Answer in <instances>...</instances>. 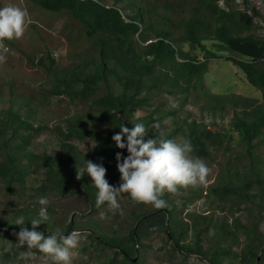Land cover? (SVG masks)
<instances>
[{"label":"trees","instance_id":"16d2710c","mask_svg":"<svg viewBox=\"0 0 264 264\" xmlns=\"http://www.w3.org/2000/svg\"><path fill=\"white\" fill-rule=\"evenodd\" d=\"M23 1L30 3L33 18L25 34L32 33L38 40L32 55L27 54L28 59L51 77L52 86L46 91L87 102L88 108L67 118L64 129L60 124L54 128L62 138L58 157L49 153L36 154L29 150L34 133L49 127L46 124L35 126L32 120L37 117L31 104L36 99L34 94L29 98L15 99L11 84L12 103L7 108H0V178L10 187L15 183L23 185L31 172L41 166L45 171L41 184L44 192L69 195L82 189L92 211L98 212L105 204L99 208L95 206L97 189L92 178L85 172L81 179H77V171L83 172L86 160H90L105 167L109 184L119 187L121 179L116 154L121 153L122 162L123 154L128 152L126 148L116 147L113 135L121 131L123 124L131 129L142 122L148 128L145 141L155 137L150 134L155 114H148L135 122L132 119L135 109L147 104L150 93L158 86L163 88V84H182L187 90L193 85H202L209 60L223 57L209 48L206 41H214L229 51L227 59L253 86L264 92V36L254 31L255 20L250 12L227 8L220 0H115L113 4L103 0ZM34 7L68 17L63 34L70 40L71 48L80 45L77 40L81 45L88 43L80 61L66 66L55 59L51 48H55L58 42L49 31L44 35L47 29L37 19L48 25L47 18L33 13ZM123 9H128L129 13L125 15ZM186 45L192 50L186 49ZM2 94L0 92V99ZM234 103L243 107L235 113L233 125L242 136V143L250 156L249 163L243 171L229 167L209 191L222 202L231 201L237 207L248 204L252 214H256L253 220L243 222L234 218L231 224L228 220L220 222L214 248L204 246V231L196 228L195 244L191 246L183 242L184 232L190 225L179 230L175 207L167 202L165 208L152 206L138 213L125 234H111L91 219L86 229L96 236L94 239L103 246L113 247L114 253L122 256L124 264H138L137 247L144 244L146 229L157 227L166 231L181 248L193 249L209 257L213 264H221L222 258L230 254L239 257L241 264H264V231L261 229L264 173L255 153V139L264 128V102L256 103L254 99L235 96ZM182 137L191 141V155L207 158L223 141L219 132L195 120L187 121L186 127L177 126L165 139L179 141ZM75 140H93L95 144L82 151ZM124 140L126 142V137ZM20 216L5 217L7 220L0 218V225L8 230L32 228L30 220L36 217L23 216L24 224L17 225L15 221ZM52 223L50 218L38 227L51 234L56 231L48 232L55 227ZM67 226V231H71L74 222L69 221ZM240 230L246 235L240 250L220 246V240L233 237Z\"/></svg>","mask_w":264,"mask_h":264},{"label":"rangeland","instance_id":"374dc122","mask_svg":"<svg viewBox=\"0 0 264 264\" xmlns=\"http://www.w3.org/2000/svg\"><path fill=\"white\" fill-rule=\"evenodd\" d=\"M103 1L108 4L115 3V0ZM220 3L227 8L236 7L250 12L255 20L254 31L264 36V0H220ZM9 4L25 8L30 21L33 20L31 5L28 1L0 0V7ZM33 10V13L47 18L48 25L39 18L37 19L38 23L47 29L43 32L44 35L51 33L58 42L55 48H51L55 59L66 66L80 61L82 52L86 50L88 43L81 45V41L77 40L76 42L80 45L71 48L70 40L63 34L69 20L68 17L56 12H45L38 7H34ZM123 13L127 15L129 10L123 9ZM14 40L15 43H13ZM14 40L4 41L8 51L6 61L0 63V92L3 93L0 108H7L12 103L11 84L14 86L13 97L15 99L29 98L31 94H34L36 99L32 100L31 104L37 111V117L32 120L35 126L46 124L49 129L34 133L29 150L40 155L49 153L58 157L62 149V138L54 128L60 124L64 129L67 126L66 119L86 111L88 103L81 100L74 101L67 94L48 93L47 88L52 86L51 77L43 73L41 67L31 64L27 55H32L38 40L29 32L24 33L22 38ZM206 45L223 57L209 60L202 85L198 87L193 85L188 90L183 89L182 86L185 85L182 84V86L163 84V88L158 86L150 93L148 103L135 109L132 119L139 122L141 117L151 113L155 114L154 123L159 127H154L153 123L150 134L155 136L151 139L158 141L165 139L177 126L186 127L187 121L194 120L220 133L222 144L212 149L210 158L190 154L193 158L202 159L211 169L206 183L195 188H182L175 195L167 192L163 195L165 201L175 207L178 229L182 230L190 225L184 232L183 242L194 246L196 228H198L204 231L202 235L204 246L214 248L220 222L228 220L231 224L234 218L248 222L256 215L249 210L248 204L237 207L231 201H220L209 191V187L215 184L223 174H226L229 167L232 170L238 167L239 171H243L249 163L250 156L242 143V136L233 125L235 113L242 107V104L235 105V96L237 98L248 97L254 99L256 103H263L264 92L253 86L245 74L227 59L229 51L216 45L214 41H206ZM185 48L191 49L188 45ZM74 143L82 151L89 150L95 144L93 140H75ZM255 153L264 173V128L255 139ZM127 155L128 153H124L123 158ZM44 172L41 166L37 167L23 185L15 183L12 187L0 178V218L7 220L18 214L37 218L42 207L38 200L40 197H46L50 202L46 206L47 211L55 226L48 229V232L60 229L65 235L73 231L81 234L82 238L78 247L72 250V264H124L122 256L115 254L113 247L103 246L94 239L96 236L86 229L87 222L92 219L111 234H125L128 233L136 215L151 209L152 205L134 203L127 193H122L118 196L122 214L119 210H111L107 204L98 212H93L82 189L69 195L44 192L41 187ZM69 221L74 222L71 231H67ZM28 229L32 230V228ZM261 229L264 231V220ZM20 230L17 228L8 230L0 225V264H54L37 249H28L26 242L19 246L17 233ZM36 230L43 232L45 237L50 235L40 227ZM245 241L246 235L240 230L233 237L220 240V246H233L237 251L242 248ZM143 243L137 247L140 258L138 264H213L209 257L175 244L168 233L161 228L148 227ZM25 253H30V255L25 256ZM221 264H241V262L239 257L230 254L222 258Z\"/></svg>","mask_w":264,"mask_h":264},{"label":"clouds","instance_id":"9594fccd","mask_svg":"<svg viewBox=\"0 0 264 264\" xmlns=\"http://www.w3.org/2000/svg\"><path fill=\"white\" fill-rule=\"evenodd\" d=\"M30 17L25 8L14 4L0 7V63L6 61L8 49L4 41L20 39L23 37ZM154 127H159L158 124ZM121 131L113 135L112 140L116 147L127 149L128 155L121 162V153L116 154L117 168L120 173L119 187L109 184L106 177L107 169L102 165L86 160L83 172L77 171V179H81L85 172L92 178L97 189L95 206L97 208L107 204L113 211L119 210L122 214L118 196L122 193L130 195L134 203L152 205L156 209L167 207L162 199L167 193L178 194L180 189L197 187L206 183L211 169L199 157H191L193 146L187 138L173 139H147L148 128L144 123H136L134 127L121 125ZM126 137V142L124 140ZM38 203L42 206L38 217L31 219L32 230L21 227L17 233L19 246L27 243L28 249H37L54 264H72V250L76 249L81 240V234L73 231L63 234L57 229L45 237L44 233L36 228L50 220L47 205L50 203L46 197H40ZM25 217L20 216L15 221L23 225ZM30 253H25L29 256ZM24 258V257H22Z\"/></svg>","mask_w":264,"mask_h":264}]
</instances>
